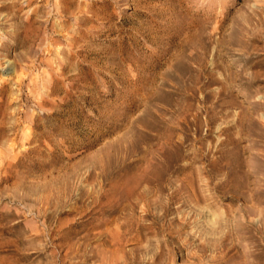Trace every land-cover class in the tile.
I'll return each instance as SVG.
<instances>
[{
	"label": "rangeland",
	"instance_id": "1",
	"mask_svg": "<svg viewBox=\"0 0 264 264\" xmlns=\"http://www.w3.org/2000/svg\"><path fill=\"white\" fill-rule=\"evenodd\" d=\"M0 264H264V0H0Z\"/></svg>",
	"mask_w": 264,
	"mask_h": 264
}]
</instances>
